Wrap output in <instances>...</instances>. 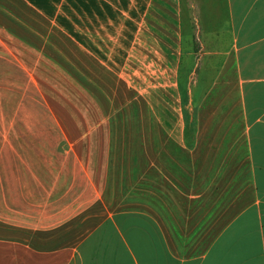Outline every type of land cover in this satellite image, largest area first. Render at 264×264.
I'll return each mask as SVG.
<instances>
[{"label": "crops", "instance_id": "crops-1", "mask_svg": "<svg viewBox=\"0 0 264 264\" xmlns=\"http://www.w3.org/2000/svg\"><path fill=\"white\" fill-rule=\"evenodd\" d=\"M0 264H264V0H0Z\"/></svg>", "mask_w": 264, "mask_h": 264}]
</instances>
